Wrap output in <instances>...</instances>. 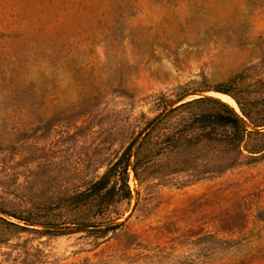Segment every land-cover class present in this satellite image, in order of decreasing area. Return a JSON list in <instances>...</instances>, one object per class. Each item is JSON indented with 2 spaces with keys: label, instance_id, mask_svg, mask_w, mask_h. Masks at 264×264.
<instances>
[{
  "label": "rangeland",
  "instance_id": "1",
  "mask_svg": "<svg viewBox=\"0 0 264 264\" xmlns=\"http://www.w3.org/2000/svg\"><path fill=\"white\" fill-rule=\"evenodd\" d=\"M249 66L244 84L264 79V0H0V208L72 219L57 199L115 162L156 97ZM236 97L264 100V88ZM128 186L90 223L109 230L8 234L0 262L264 264V160L163 185L129 169Z\"/></svg>",
  "mask_w": 264,
  "mask_h": 264
},
{
  "label": "trees",
  "instance_id": "2",
  "mask_svg": "<svg viewBox=\"0 0 264 264\" xmlns=\"http://www.w3.org/2000/svg\"><path fill=\"white\" fill-rule=\"evenodd\" d=\"M259 68L249 66L212 87L205 85L207 79L202 76L199 91L189 90V84L180 86L177 90L181 92L174 100L165 95L156 97L152 105L158 114L149 120L140 116L138 130L115 162L83 190L63 193L57 199V209L77 216L69 219L67 213L54 221L51 216H39L38 206L25 214L0 208L1 213L18 221L16 224L0 217V246L7 244L8 234L31 232L49 236L64 228L95 225L90 223L102 209L130 197L129 169L138 184L153 179L163 185L175 176L188 175L199 181L219 177L242 162L264 160V100L240 102L236 97L237 93L248 95L257 87L264 88V79L244 84ZM209 91L221 94L225 103L210 97H191ZM232 103L235 109L229 107Z\"/></svg>",
  "mask_w": 264,
  "mask_h": 264
},
{
  "label": "water",
  "instance_id": "3",
  "mask_svg": "<svg viewBox=\"0 0 264 264\" xmlns=\"http://www.w3.org/2000/svg\"><path fill=\"white\" fill-rule=\"evenodd\" d=\"M194 97H197V98H201L202 96L200 95H193ZM215 99V98H214ZM218 100V99H216ZM220 101V100H219ZM221 102V101H220ZM240 115V113H238ZM1 215V214H0ZM115 224L114 223H110V224H105V225H92V226H81V227H78L76 228V230L78 232H82V231H85V230H93V229H105V228H110V227H114Z\"/></svg>",
  "mask_w": 264,
  "mask_h": 264
},
{
  "label": "bare ground",
  "instance_id": "4",
  "mask_svg": "<svg viewBox=\"0 0 264 264\" xmlns=\"http://www.w3.org/2000/svg\"><path fill=\"white\" fill-rule=\"evenodd\" d=\"M216 98H219L218 96H216Z\"/></svg>",
  "mask_w": 264,
  "mask_h": 264
}]
</instances>
